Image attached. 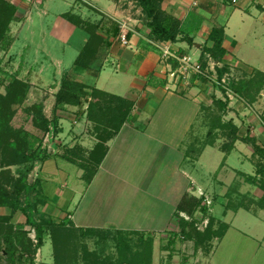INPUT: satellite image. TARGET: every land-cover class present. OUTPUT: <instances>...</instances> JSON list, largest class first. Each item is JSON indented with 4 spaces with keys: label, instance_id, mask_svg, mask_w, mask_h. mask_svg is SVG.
I'll return each mask as SVG.
<instances>
[{
    "label": "rangeland",
    "instance_id": "obj_1",
    "mask_svg": "<svg viewBox=\"0 0 264 264\" xmlns=\"http://www.w3.org/2000/svg\"><path fill=\"white\" fill-rule=\"evenodd\" d=\"M9 1L16 6V12L4 41L0 43V93L6 95L15 80L25 84L26 93L22 102H13L11 109L2 113L0 151L7 147L9 140L17 142L16 146L23 147L25 155H32L33 158L22 163H12L16 158L13 155V145L3 150L1 158L5 163L0 165V194L14 199L18 197L22 206H26L29 199L31 206L36 204L34 209H30L36 220L51 217L56 224H64L67 230L61 236L53 232L56 231L55 227H48L44 245L33 253L37 244L34 228L24 225L26 218L20 210L1 205L0 214L12 215L10 222L17 227L15 231L22 234L24 232L23 237H18L23 242L18 250L22 256L21 264H30V258L34 259L35 264L57 260L62 264H127V260L122 257L126 254L123 242L127 243V251L130 253L146 252V264H264V208L260 206L264 192L256 181L248 180L249 175H256L260 158L253 154L251 143L241 142L236 146L240 155L233 152L231 158L234 160L231 163L236 165L238 159H247L249 164L245 163L244 166L246 172L237 169L235 172L230 163L223 169V164L220 165L225 162L223 152L207 145L214 138L209 134L211 123H207L206 118L195 120L194 107L188 102L177 107L172 101L164 102L152 117V123L146 132L141 130L146 129L147 123L140 126L141 129H132L137 132L134 131L133 137L127 139L124 148L115 146L104 169L100 170L91 185L89 179H93L95 171L99 169V165L96 168L98 156L96 161H90V155L88 160H79L80 169L77 165L67 169L75 176L81 173L83 196L71 203L65 215L59 212L65 218L53 213L55 208L65 210V201L57 190L65 188V179L61 172L54 174L56 162L59 169H65L62 166L65 162L61 158L68 154V150L65 153L64 139L58 134L62 129L61 116L76 112L84 114L87 112L84 105H89L95 99L93 115L96 119L89 118V130L91 134L99 136L96 137V143L107 146L110 139L104 143L102 139L112 133L113 125H109V122L117 119L118 123L120 118L117 115H122L124 111L129 113L131 109L132 114H135L137 109L136 105L130 109L129 103L113 96L92 95L91 90L83 97L78 90L79 82H84L74 75V69L66 74L68 77H65V72L59 71V61L62 60L65 67V62H68L77 43L81 41V35H85L84 32L77 31L70 46L66 48L64 37H58L57 29L53 28L55 22H59L57 20L65 23V2L68 0ZM72 1L80 3L79 0ZM99 1L102 4L105 2ZM133 1L135 3L126 4L127 7H132L136 16L145 18L141 5ZM86 6L89 7L87 4ZM71 20L74 24L80 23L82 29L88 30L91 27L82 24L81 19L77 20L76 17ZM116 28L120 30L119 26ZM98 29L103 28L98 25ZM262 37L264 41V33ZM262 41L261 47L264 48ZM186 51L192 59H196L193 50ZM246 52L249 57L245 58L250 60V64L264 70V54L257 53L255 56ZM243 57L238 55L240 60H246ZM239 59L232 60L233 64L229 65V77L236 81L242 77L240 81H246L256 71L245 64L247 61L242 63L245 65L242 73L237 71L242 69L237 68L241 65ZM65 78L79 92L82 104L57 105L56 94L65 83ZM262 90V94L250 91L254 93L255 102L251 101L253 97L249 99L242 95L241 100L229 102L226 109L229 110L227 114L233 116L231 120L240 119V129L244 135H257L264 141V88ZM214 108L212 113L216 114L217 108ZM42 116L52 122L46 134L42 129ZM189 118L193 119V128L186 131ZM97 119H102V125ZM106 124L108 128L105 127ZM104 128L108 129L107 132ZM94 129L98 131L97 134ZM37 137H43V140L39 141ZM216 142L221 147L226 143L230 144L232 139L229 136L218 137ZM93 144L90 145L91 148ZM98 145V153L102 155L103 151ZM91 148L92 153L95 148ZM195 158H201V163H204L203 169L199 168L198 175L207 186L193 183L194 186L191 185L185 193L204 197L202 204L207 211L198 210L194 216H190L184 212L178 213L176 204L185 194V184L187 181L190 183L183 168L190 172ZM46 164L49 167L47 174L53 178H50L48 188L44 191L40 179L48 168ZM23 177H28L32 183L37 181L29 195L24 191L18 193ZM257 177L260 178V175ZM69 179L67 182H70V186L77 184L73 183L72 176ZM70 214L74 215L73 219L67 216ZM183 221L193 222V226L187 225L186 231L205 232L209 228L210 233L203 242L197 243L195 233L192 238L181 233ZM87 223L92 226H87ZM89 228L94 230L81 231ZM18 238L16 241H19ZM30 243L32 248L25 250L23 244L27 246ZM5 245L4 242L0 247V264H7L1 252Z\"/></svg>",
    "mask_w": 264,
    "mask_h": 264
},
{
    "label": "crops",
    "instance_id": "obj_2",
    "mask_svg": "<svg viewBox=\"0 0 264 264\" xmlns=\"http://www.w3.org/2000/svg\"><path fill=\"white\" fill-rule=\"evenodd\" d=\"M79 2L77 3V1L72 0L66 1L65 19L62 18L65 23L56 19L60 23L55 22L53 27L57 29L58 37H64L66 48L70 46L69 43L77 31L85 33V35H81L82 39L77 43L75 52L70 56L68 62H65V67L62 60L59 61V71L61 73L65 72V74L68 72L71 73L75 59L89 40V35L86 30L74 24L71 18L79 16L82 20L99 25L100 28H103L98 29L103 39H101V45L97 46L95 58L90 63L89 69L83 72H74V75L79 77L80 80H83L86 85L92 87L90 90L95 87L103 92L105 91L111 95L118 96L122 99L121 101L129 103L130 109L135 105L137 109L135 114H132L131 109L119 132L112 136L106 143L108 150L99 165L96 175L90 182L91 185L98 177L100 170L104 169L115 146L124 148L127 139L133 137L134 131L140 128V126H145L144 123H147L146 129L141 131L146 132L152 123V117L156 115L164 102L172 101V104L176 105V107L183 102L192 104L195 120L197 118L201 120L206 118L207 123L210 122L212 128V117L215 115L212 111L216 107L217 112L220 113L219 105L225 101H223V94L220 89L212 85L205 77L194 76L185 82L173 75L176 63L174 61L163 60L160 50L150 43V40H155V38L151 34V29L147 24L146 18L136 16L134 9L127 7L126 4L131 5L134 2L133 0H105L103 4L99 0H79ZM263 2L264 0H239L237 4H233L231 0H162L161 8L165 14L178 20L183 27H188L189 29L185 27V30L193 39L192 44L183 40L172 42L174 49L180 53L187 54L189 52L186 50H193L196 59L202 58L204 49L214 46V41L210 37L213 29L215 27H223V47L226 50L224 59L228 67H230L229 65L233 64L231 63L232 60L239 59L238 55H243V58L249 57L246 51L253 53L255 56L257 53H259L257 55L264 54V48L261 47L262 45L260 43L264 33ZM90 6L93 8H90ZM91 11L93 12L91 13ZM170 23L171 21L168 24ZM116 26H119L120 30ZM122 31L128 33L127 36L130 43L127 45L121 41L120 35ZM240 59L239 64L241 65L237 66V68L242 69H238L237 71H241L242 73L245 66L242 63L247 61L245 64L249 65L248 67L251 70L264 73L263 69H257L256 66L250 64V60L246 58V60ZM86 107H88L87 104L84 105V109ZM228 111L226 109L222 112L223 122H227L226 120L233 118V116L227 114ZM60 120L62 122V129L58 134L64 139L65 153L68 150V154L61 158L65 162V164H62V166H65V169H59L58 163L56 162L57 165L54 170V174L58 175L61 172L60 174L65 179L63 181L65 188L57 189L60 197L65 201V210L62 211L59 208H55L53 210L55 215H59V212L65 215L69 211L71 203L79 196H83L81 192L82 185H80L83 182L80 178L82 176L81 173L75 176L67 170L71 166L76 167L77 165L79 169L80 167L76 162H72L68 158L72 157L71 159L76 161H82L83 158L89 159V155L91 154L90 145L94 143L92 147L94 149L98 144H101L96 143L98 141L96 137L99 136L91 134L89 130L90 120L87 112L84 114L78 112L76 114L65 113V116H61ZM192 120V118H189V121H187L186 131L193 128ZM239 120V118H234L231 121L239 128L238 135L243 136L244 134L241 132ZM94 130L97 134L98 131L96 129ZM214 132H217V134L213 135V140L207 145L217 147L223 152V161L225 162H222L220 165L223 164L222 168L224 169L229 163L233 165L231 163L234 160L231 158L232 153L235 152L237 154L238 148L236 149V146L244 141L237 140L231 149L225 147L226 149L223 150L224 146H218L216 140L218 137L222 138L227 136L224 134V130L215 129ZM255 136L259 140V143L264 145V141L260 137H257V135ZM102 142L104 143L105 141L102 140ZM245 163L249 164V161L245 158L238 159L236 165H233L234 171L236 172L237 169L245 173ZM192 164L193 167L189 169L190 172L183 168L186 178L190 180V183L187 181L185 184L187 188L183 191V194L187 190L189 191L193 183L199 186L204 185L199 177L200 174L198 175L199 168L202 167L203 169L204 166L202 165L204 163H201V158H195ZM46 167H48V164H46ZM44 171L46 173L41 174L40 180L43 186L41 188L46 191L48 182L53 176L47 174L49 167ZM70 176L73 178V183H77L74 186H70V182H67L68 180L70 181ZM180 195L182 196V194ZM67 216H71L72 219L74 218L73 214ZM62 218H65V216H62ZM86 225L89 227L92 226L88 223Z\"/></svg>",
    "mask_w": 264,
    "mask_h": 264
},
{
    "label": "trees",
    "instance_id": "obj_3",
    "mask_svg": "<svg viewBox=\"0 0 264 264\" xmlns=\"http://www.w3.org/2000/svg\"><path fill=\"white\" fill-rule=\"evenodd\" d=\"M139 5H141L144 13H145V18L147 20V24L151 29V34L154 36L155 40H165V41H171V42H177L180 40L187 41L188 43L192 44L193 39L189 35V33L185 30V27L182 26V24L178 21L170 17L169 15L165 14V12L161 8V1L162 0H135ZM15 12H16V6L11 3L9 0H0V43L4 41L6 37V32L10 26L11 21H13L15 17ZM78 19H81L79 16H74ZM169 21H171L170 24ZM82 24H87L88 26L93 27V29H88L85 28L86 32L89 35V40L87 41L86 45L83 47L82 51L79 53L78 57L75 59L74 62V72H83L87 69L90 68V63L92 60L95 58V55L97 53V46L101 45L103 37L100 35L98 32V25H95L93 23H90L89 21H85L81 19ZM77 26H81L80 23L77 22ZM82 27V26H81ZM84 28V27H83ZM223 36H224V29L223 27H215L213 29L212 34L210 37L214 41V46L212 48H206L203 50V56L201 58L202 64L206 66L207 60H206V55L207 53L212 56V58L217 61L222 63V67L218 68V74L220 77L224 75V73L229 72V67L228 64L225 62L224 56L226 54V50L223 47ZM68 74V73H66ZM65 74V75H66ZM70 74V72H69ZM65 77H68L66 75ZM65 83L62 85V87L59 89V91L56 94V103L58 106H63L66 104H73V105H80L82 104V100H80L79 96L80 94L84 97L85 95H88V91H90V86L86 85L85 83L79 82V92L72 86L70 83V80L67 78L64 79ZM243 80V79H242ZM231 87L242 97V95H245L247 98H252L251 101L253 100L255 102V98L253 96L254 93H251L250 91L255 90V94H259L260 91L264 88V73L261 71H256L253 75H251L248 80L246 81H236L235 79H231L230 83ZM25 84L21 82L20 80H15L10 86L9 90L6 95H3L0 93V118H2V113L8 112L7 110L11 109V104L13 102H22L25 97ZM73 87V88H72ZM91 94H99V95H105V96H113L115 98H118V100H122L120 97L111 95L109 93H106L105 91H101L99 89H96L95 87L91 90ZM86 98V97H85ZM95 98V96H94ZM93 99L89 102V105L87 107V116L90 119H96V116L93 115V109L95 108L96 104ZM228 103L227 102H222L219 105L220 113L216 111V114L214 112L213 118V124L212 128L209 130V134L216 135L217 132H214L215 129H220L224 130V134L226 136H229L232 139V142L230 144H234L235 141L237 140H242L244 142L251 143L253 145L254 151L253 154L258 156L260 158L259 166L256 170V175H249L248 180L251 182H257L258 186L260 189L263 190L264 192V145L260 144L258 139L255 136L250 135L247 133V135L244 136H239L238 131L239 128L231 121L223 122L222 120V112L226 110ZM130 113V112H129ZM128 111H124L122 115H117L118 118H120L119 122L117 123L114 119H112V122H109V125H113L112 128V133L109 134V136H106L104 141H106L108 138L110 139V136H114L119 132L121 129L123 123L126 120V117L129 115ZM39 115L41 116V108L39 110ZM43 131L48 132L49 131V125L52 123L49 121V119L43 117ZM102 118V116H101ZM55 121H58L57 118H55ZM99 119V118H98ZM100 125H102V119L98 121ZM1 125V124H0ZM116 125V126H115ZM106 128H108L107 124L105 125ZM108 129L104 128V131L107 132ZM110 133V132H109ZM2 132H1V126H0V139L2 138ZM37 140L42 141V138H38ZM17 142H10L8 140V143L6 144L7 147H10L13 145L14 151L13 155L15 158V161H12V163H22L23 161H29L32 160L33 156L30 155H25V151H23V147H17L16 146ZM210 144V143H208ZM229 143H226L224 146L229 147V149L232 148L233 145L230 146ZM101 147L103 153L100 155L98 153L97 147H95L94 151L90 154V161H96L99 157V163L97 164L96 168L98 165H100L102 159L106 155V152L108 150V146L104 145H98ZM7 147L2 148L0 151V158L3 155V150H5ZM23 152V153H22ZM98 153V154H96ZM24 154V157H23ZM76 156V155H75ZM68 158V157H67ZM72 157H69L68 159L71 160L72 162H76V164H81L80 161H76L74 159H71ZM88 160V159H87ZM2 163H5L3 158L0 159V165ZM33 167H31L32 169ZM98 169V168H97ZM86 170V167H85ZM98 170L95 172L97 173ZM257 175H260V178L257 177ZM92 178V177H91ZM89 179V183L91 182L92 179ZM36 180L32 183L29 181L28 177H23V180H21L20 187L18 188V193L21 192H26L27 195L30 194V192L34 189L36 185ZM204 198V197H203ZM203 198L196 197L194 195H190L189 193H185L180 202L177 205V210L178 213L184 212L190 216H194V214L200 210L202 212H206L207 208L205 205H203ZM264 195L262 197V201L260 202V206L264 208ZM1 205H8L9 207H14L17 210H20L22 214L25 216L26 221L24 225H29L32 226L35 230L36 236H37V244L36 247L33 249V253L37 251V248H40L44 245V238L46 234V230L49 229L48 227L54 228L61 236L63 235L64 231H67L65 229V225H60L56 224V222L51 218V217H45L41 218L40 220H36L32 214L30 209H34V206L36 207V204L31 206L32 203L27 199V205L22 206L20 204V201L17 198H10V197H3L0 194V206ZM13 209V210H14ZM12 218V215L10 216H4L0 214V247L1 245L5 242V246L1 249V252L4 256V258L7 260V264H21V253L19 250V245H21L23 242L20 241L18 237L21 235L23 237V234L18 231L16 232V226L12 225L10 222ZM64 222V221H63ZM60 225V226H58ZM187 225H192L193 222L188 223L187 221H183L181 224V233L185 237L192 238L193 234L198 237L197 243H200L201 241L203 242L205 238L209 235L210 229L206 230L205 232H199V231H186ZM90 229V230H89ZM81 230L83 232L86 231H93V228H89ZM92 229V230H91ZM18 238L19 241H16V238ZM2 242V243H1ZM124 247L126 249V254H124L122 257L126 259L125 263L127 264H146V252H139V253H130L128 252V246L126 242H123ZM23 248L25 250H30L32 248V243L29 245L25 246L23 244ZM6 254V255H5ZM30 264H35V261L33 258H30ZM43 264H62L59 260L55 262H44Z\"/></svg>",
    "mask_w": 264,
    "mask_h": 264
},
{
    "label": "built area",
    "instance_id": "obj_4",
    "mask_svg": "<svg viewBox=\"0 0 264 264\" xmlns=\"http://www.w3.org/2000/svg\"><path fill=\"white\" fill-rule=\"evenodd\" d=\"M256 1V0H255ZM239 0H231V3L237 4ZM264 4V2H263ZM128 33H121L120 38L123 44H129ZM154 47L160 50L161 58L165 61H174L176 67L173 75L181 81H187L191 77H205L208 81L220 89L223 94V100L233 102L235 99L241 100L242 97L231 87V78L229 73H224L222 77L218 74V68L222 63L215 61L210 54L206 55L207 64L204 66L201 59H192L187 53H180L174 49L171 41L150 40Z\"/></svg>",
    "mask_w": 264,
    "mask_h": 264
}]
</instances>
